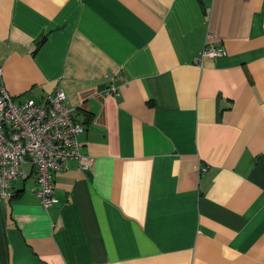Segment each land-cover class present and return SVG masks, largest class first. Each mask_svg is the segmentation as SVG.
Wrapping results in <instances>:
<instances>
[{
	"label": "crops",
	"instance_id": "0c3cea01",
	"mask_svg": "<svg viewBox=\"0 0 264 264\" xmlns=\"http://www.w3.org/2000/svg\"><path fill=\"white\" fill-rule=\"evenodd\" d=\"M0 68L93 158L48 210L26 164L0 264H264V0H0Z\"/></svg>",
	"mask_w": 264,
	"mask_h": 264
},
{
	"label": "built area",
	"instance_id": "2783aa9c",
	"mask_svg": "<svg viewBox=\"0 0 264 264\" xmlns=\"http://www.w3.org/2000/svg\"><path fill=\"white\" fill-rule=\"evenodd\" d=\"M226 53V48L207 43L201 59ZM108 90L118 94L115 86ZM84 130L63 90H56L42 101H18L5 88L0 68V200L16 195L14 184L27 177L25 166L31 164L36 174L33 193L46 210L55 205L59 201L56 174L67 170L73 158L85 170L93 165V158L81 153L79 138Z\"/></svg>",
	"mask_w": 264,
	"mask_h": 264
}]
</instances>
